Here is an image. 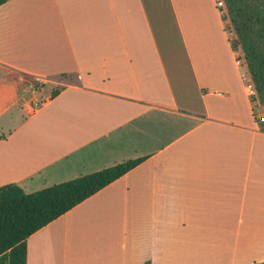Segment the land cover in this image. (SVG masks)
I'll use <instances>...</instances> for the list:
<instances>
[{"label": "crops", "instance_id": "0c3cea01", "mask_svg": "<svg viewBox=\"0 0 264 264\" xmlns=\"http://www.w3.org/2000/svg\"><path fill=\"white\" fill-rule=\"evenodd\" d=\"M147 1L0 5V187L143 158L31 234L27 264H153L157 246V264L264 261V116L241 52L217 0H166L163 38ZM57 75L78 82L32 110L24 77Z\"/></svg>", "mask_w": 264, "mask_h": 264}, {"label": "trees", "instance_id": "16d2710c", "mask_svg": "<svg viewBox=\"0 0 264 264\" xmlns=\"http://www.w3.org/2000/svg\"><path fill=\"white\" fill-rule=\"evenodd\" d=\"M7 1L0 0V5ZM226 5L228 13L223 15V21L232 23L235 37H231L230 42L241 52L249 81L255 89L251 99L255 107L264 106V9L245 0H226ZM59 92L60 89H55L51 97ZM142 161L143 158L131 159L30 193L15 183L1 186L0 264H27L26 241L31 234ZM256 264H264V261Z\"/></svg>", "mask_w": 264, "mask_h": 264}, {"label": "rangeland", "instance_id": "374dc122", "mask_svg": "<svg viewBox=\"0 0 264 264\" xmlns=\"http://www.w3.org/2000/svg\"><path fill=\"white\" fill-rule=\"evenodd\" d=\"M224 1V5L221 9L223 15H226L228 13L226 0ZM249 4H255L259 6L260 8L264 9V0H245ZM147 5H149V11L153 15L155 19V24L157 28V32L160 38H163L161 34V23H160V16L163 14L164 18H170V7L166 0H162L159 4L154 5L152 3V0L147 1ZM159 7L160 10L157 8ZM226 29L229 32L230 37H235V32L233 30V26L231 21L226 22ZM78 77L76 75H57V76H51L48 79H34L33 77H27L25 76L22 80V85L27 86V92H29L30 98L36 99L32 103V110L33 108L39 106L43 101H45L47 98H49L50 94L58 88H62L67 83H77ZM45 83H47V86L45 87ZM31 110V111H32ZM255 113L261 119L264 114L259 110V107H255Z\"/></svg>", "mask_w": 264, "mask_h": 264}, {"label": "clouds", "instance_id": "9594fccd", "mask_svg": "<svg viewBox=\"0 0 264 264\" xmlns=\"http://www.w3.org/2000/svg\"><path fill=\"white\" fill-rule=\"evenodd\" d=\"M159 250L160 248L157 246L155 249H148L145 251V254L152 259L153 264H157V253Z\"/></svg>", "mask_w": 264, "mask_h": 264}, {"label": "built area", "instance_id": "2783aa9c", "mask_svg": "<svg viewBox=\"0 0 264 264\" xmlns=\"http://www.w3.org/2000/svg\"><path fill=\"white\" fill-rule=\"evenodd\" d=\"M223 5H224V1L223 0H217V6L220 8V9H222V7H223ZM250 83V87H253V85H252V83L251 82H249ZM254 88V87H253ZM255 93V92H254ZM253 93V94H254Z\"/></svg>", "mask_w": 264, "mask_h": 264}]
</instances>
